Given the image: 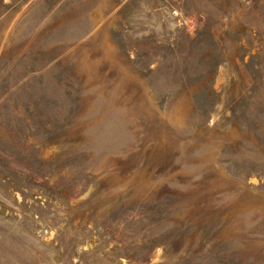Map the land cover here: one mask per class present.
Segmentation results:
<instances>
[{
	"label": "rangeland",
	"instance_id": "374dc122",
	"mask_svg": "<svg viewBox=\"0 0 264 264\" xmlns=\"http://www.w3.org/2000/svg\"><path fill=\"white\" fill-rule=\"evenodd\" d=\"M0 264H264V0H0Z\"/></svg>",
	"mask_w": 264,
	"mask_h": 264
}]
</instances>
